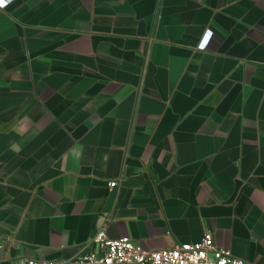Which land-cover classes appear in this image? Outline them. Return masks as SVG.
<instances>
[{
  "label": "crops",
  "instance_id": "1",
  "mask_svg": "<svg viewBox=\"0 0 264 264\" xmlns=\"http://www.w3.org/2000/svg\"><path fill=\"white\" fill-rule=\"evenodd\" d=\"M101 227L264 264V0L0 6V264Z\"/></svg>",
  "mask_w": 264,
  "mask_h": 264
},
{
  "label": "built area",
  "instance_id": "2",
  "mask_svg": "<svg viewBox=\"0 0 264 264\" xmlns=\"http://www.w3.org/2000/svg\"><path fill=\"white\" fill-rule=\"evenodd\" d=\"M118 184V181L108 183L111 189ZM92 241L96 247L74 259L29 258L15 264H254L219 247L212 232H207L197 242L147 249L130 235L112 238L101 227Z\"/></svg>",
  "mask_w": 264,
  "mask_h": 264
},
{
  "label": "clouds",
  "instance_id": "3",
  "mask_svg": "<svg viewBox=\"0 0 264 264\" xmlns=\"http://www.w3.org/2000/svg\"><path fill=\"white\" fill-rule=\"evenodd\" d=\"M4 2H5V0H0V6H2ZM211 35H212L211 32H208V33L206 34V36H205V43H207L208 38H210ZM202 46H203V45H202Z\"/></svg>",
  "mask_w": 264,
  "mask_h": 264
}]
</instances>
